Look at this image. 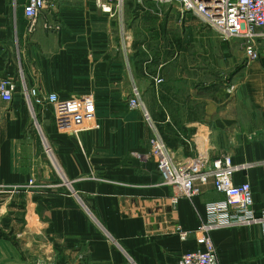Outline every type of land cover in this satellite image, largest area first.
<instances>
[{
	"label": "crops",
	"instance_id": "obj_1",
	"mask_svg": "<svg viewBox=\"0 0 264 264\" xmlns=\"http://www.w3.org/2000/svg\"><path fill=\"white\" fill-rule=\"evenodd\" d=\"M26 1L0 0V83L16 84L12 103L0 96V264H176L197 250L178 228L197 230L224 197L209 182L173 206L145 158L155 136L178 163L229 155L263 215L264 54L249 63L236 40L152 0L109 13L98 0H58L61 32L30 34ZM25 87L93 95L92 127L59 130ZM136 91L151 122L129 106ZM211 237L220 264H264L261 223Z\"/></svg>",
	"mask_w": 264,
	"mask_h": 264
},
{
	"label": "built area",
	"instance_id": "obj_2",
	"mask_svg": "<svg viewBox=\"0 0 264 264\" xmlns=\"http://www.w3.org/2000/svg\"><path fill=\"white\" fill-rule=\"evenodd\" d=\"M158 4L176 7L182 13H191L215 31L223 40H236L249 63L257 62L264 54V0H152ZM99 7L112 12V6H120L124 0H98ZM58 0H27L24 17L28 33L42 29L47 32H61L62 24L55 18ZM108 5V6H107ZM156 84H162L156 78ZM16 84L12 80L0 83L3 101L12 103ZM31 109L35 106H51L56 127L64 132L78 134L92 127L96 106L93 95L62 99L57 94H45L40 88L25 87ZM139 93L129 100L132 110L144 111V119L151 118ZM91 123V124H89ZM39 127V125H38ZM40 128V127H39ZM46 152L52 156L47 141L43 140ZM146 159L155 160L162 182L172 189V205L182 198L193 199L200 195L202 188L212 182L215 191L224 200L207 205V221L197 230L178 228L182 240L196 235L197 250L184 253L176 264H220L211 234L213 231L232 226L261 223L264 233V213L258 218L253 211V192L249 183L235 184V175L240 167L233 164L229 155H222L212 161L194 160L185 163L174 161L168 146L160 136L150 140V152Z\"/></svg>",
	"mask_w": 264,
	"mask_h": 264
},
{
	"label": "rangeland",
	"instance_id": "obj_3",
	"mask_svg": "<svg viewBox=\"0 0 264 264\" xmlns=\"http://www.w3.org/2000/svg\"><path fill=\"white\" fill-rule=\"evenodd\" d=\"M108 1H110V0H108ZM128 0H124V3L122 4V5H120L119 7L121 8L126 2H127ZM130 1H132V2H134L135 0H130ZM144 1V0H143ZM134 4V3H133ZM108 6V5H107ZM101 8V7H100ZM115 7H113L112 6V10L114 9ZM102 9V8H101ZM105 12V11H104ZM107 13H109V12H107ZM139 100H140V93H139ZM140 102L142 103V104H144V108L147 110V107H146V105H145V103L144 102H142L141 100H140ZM148 111V110H147ZM143 113H145L144 111H143ZM150 122H151V120H150ZM89 124H91V123H89Z\"/></svg>",
	"mask_w": 264,
	"mask_h": 264
}]
</instances>
